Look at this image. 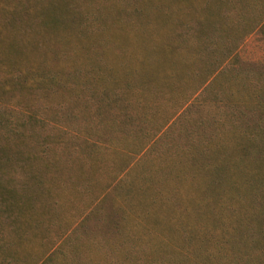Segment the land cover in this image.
<instances>
[{"label":"rangeland","instance_id":"obj_1","mask_svg":"<svg viewBox=\"0 0 264 264\" xmlns=\"http://www.w3.org/2000/svg\"><path fill=\"white\" fill-rule=\"evenodd\" d=\"M55 1L32 26L65 45L66 69L2 92L0 134L27 131L59 165L0 170L37 218L14 231L0 205V264H264V0ZM227 46L243 63L202 87ZM234 164L256 188H236ZM166 176L178 192L149 213L142 196ZM216 232L226 258L173 254Z\"/></svg>","mask_w":264,"mask_h":264},{"label":"trees","instance_id":"obj_2","mask_svg":"<svg viewBox=\"0 0 264 264\" xmlns=\"http://www.w3.org/2000/svg\"><path fill=\"white\" fill-rule=\"evenodd\" d=\"M56 6L58 5L55 0H0V95L2 92L10 91L11 89H16L14 91H17V89H28L30 91V89L35 88L39 91L41 90L39 88H43L46 84L57 86L56 82L60 80L59 77L66 69L65 66H62L65 45L60 42L61 48L49 46L50 43L48 40L50 34L42 30L35 31L37 28L32 26L34 20H40L43 25L49 24L43 18L38 19L37 15L45 13L43 12L45 9L53 10ZM54 11L56 13L59 12L57 10ZM68 19L69 17H62L59 20L64 23ZM52 23H54V21H52ZM258 28L264 31V21L258 25ZM236 47L237 46L226 47L219 65L213 69L209 76L203 81L202 87L207 84H212L224 71H228V69H237L238 65L243 63L235 55ZM50 56L59 58L61 61L60 65L56 67H54L55 65H51ZM66 58H68V56H66ZM250 65L251 64H249V67ZM111 78L113 82L114 76L112 75ZM115 82H117L116 79ZM0 100L2 99L0 98ZM17 103H19V100ZM32 122L33 121H31V123ZM10 129H13L14 132L6 135L0 134V170L22 162L25 165L36 164V166H38V164H40L39 166L42 165L44 168L47 167L48 163L54 164L55 166L59 165V154L49 155L47 153L46 141L45 149L41 153H38L36 150L38 148L35 145L38 141L35 142L36 139H34L33 147H30L29 139H32V137H30L27 131L18 133L15 127ZM144 147L145 145L141 150H143ZM233 168L236 173L241 172V175L244 176L243 182L241 183L240 181L239 183L242 185H238L236 188L239 189V186L242 187L244 184L249 188H256V170H250L248 168L243 170L238 164H234L232 166V169ZM121 178L122 177H120L119 180H121ZM167 178L171 180V178L167 176L159 179L158 182H156V180V183L151 188L152 191L150 189V192L145 193V197L142 196V198H146V204L151 205V207L145 206L147 212L152 213V210L155 211V209H153L155 204L169 200L178 192L177 189L167 185ZM119 183H121V181H119ZM13 194L14 190L11 187H4L2 185L0 175L1 210L8 215V224L14 231H18L19 229V231L28 233L30 229H32V226H34V221H37L36 217L29 218L28 211H31L34 207L29 200L23 198L19 199L18 197L15 198ZM241 194L242 195H238V199L240 200L245 197V193ZM11 197L14 200L12 203L8 201V198ZM143 202L144 199L141 202L139 201V203L142 204ZM230 210L236 211L237 207H232ZM223 225L225 227L228 226L227 221L224 222ZM183 232L188 234L186 231ZM1 243H4L2 239ZM229 243V239L226 240L216 232L215 236L212 237L207 245L205 244L195 248L194 244L178 245L173 254L178 258L183 257L187 261H197L198 254L204 256L205 262L218 260L219 258H226L230 253ZM198 260L202 262V259Z\"/></svg>","mask_w":264,"mask_h":264}]
</instances>
